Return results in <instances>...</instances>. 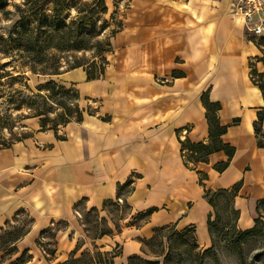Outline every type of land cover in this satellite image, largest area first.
I'll list each match as a JSON object with an SVG mask.
<instances>
[{
	"label": "crops",
	"instance_id": "0c3cea01",
	"mask_svg": "<svg viewBox=\"0 0 264 264\" xmlns=\"http://www.w3.org/2000/svg\"><path fill=\"white\" fill-rule=\"evenodd\" d=\"M233 1L129 0L103 74L57 75L77 93L82 118L56 131L28 118V137L0 147V231L27 226L11 255L0 251V264L21 255L26 264H61L90 248L126 262L166 226L207 248L214 211L204 190L235 185L236 228H253L264 199V148L253 124L264 98L249 66L263 72V53L232 14ZM203 95L219 104L221 139L235 149L221 173L214 166L227 161L223 152L183 163L181 141L209 143ZM107 202L126 213L116 230L89 238L81 217Z\"/></svg>",
	"mask_w": 264,
	"mask_h": 264
},
{
	"label": "rangeland",
	"instance_id": "374dc122",
	"mask_svg": "<svg viewBox=\"0 0 264 264\" xmlns=\"http://www.w3.org/2000/svg\"><path fill=\"white\" fill-rule=\"evenodd\" d=\"M26 2L0 0V147L28 135V118H45V128L77 120L75 93L67 86L68 89H62L57 75L75 67L86 66L94 72L103 68V58L122 27V14L129 0H65L59 3L61 8L53 4L44 6L40 0L36 18L23 13ZM19 13L27 18L25 23L35 27V41L27 47L28 51L22 52L10 50L14 43L7 40L21 18ZM56 13L51 31L52 20L44 18ZM7 51L9 54H3ZM6 62L11 63L3 67ZM31 68L44 71L45 75L34 74ZM48 81L53 82L41 91L36 90L37 85ZM260 82L264 87V77ZM262 129L264 135V118ZM214 200L217 216L211 225V244L207 248L197 246L190 232L179 235L168 228L145 241L137 258L119 263L114 257L117 253L90 248L77 254L73 264H264V229L263 235L243 234L236 229V215L228 200ZM119 204L107 206L98 214L83 215L85 234L90 238L116 230L126 213L125 206ZM5 245L6 241H0V248Z\"/></svg>",
	"mask_w": 264,
	"mask_h": 264
},
{
	"label": "trees",
	"instance_id": "16d2710c",
	"mask_svg": "<svg viewBox=\"0 0 264 264\" xmlns=\"http://www.w3.org/2000/svg\"><path fill=\"white\" fill-rule=\"evenodd\" d=\"M39 1L40 0H27V2L25 4H23V7H25V10L23 11V13H27L29 18H36L37 17V11L39 8ZM41 1H42V4L44 6H46L48 4H53V5H55L56 8H61L63 5L62 4L60 5L59 3H61V2L64 3L65 0H41ZM16 8L20 11L19 6H16ZM19 15L21 18L16 23V25L13 27L14 32L11 34V35H14V38H13V36L9 35L7 40L14 43V46H12L10 48V50L16 49L18 52H22V51H28L27 47L30 46L35 41V31H34L35 27H32L31 24L25 23V20L27 18L24 17L22 13H19ZM55 15H57V13L52 14L50 16H45V18H44L46 20L49 18L52 20V22L49 23V28H51L50 29L51 31H54L52 28L55 27L54 26L55 22H56ZM250 38L255 40L256 37L250 36ZM257 45L262 48V53H263L262 58H260L258 61H260L264 67V36H260L257 38ZM108 52H106V54ZM3 54H9V52L7 51V52H4ZM19 57H21V56H19ZM103 59L105 62L103 65V68L98 70L97 72L90 71V68H88L86 66L75 67L72 69L84 68L86 71L87 80L97 79L103 74L104 67L107 64L105 57ZM10 63L11 62H6L2 66L7 67ZM249 67H250V79H251L252 83L259 88V90L261 91L262 96L264 98V87L261 85V82H260V79L264 77V70H263V72L258 73L256 70L254 62L250 63ZM72 69H69V70H72ZM31 71L34 74L37 73V74L45 75L44 71H40V70H36V69H32V68H31ZM55 75H57V74H55ZM52 82L53 81H48V82L44 83L43 85H39V86L37 85L36 90L41 91V89L44 86L46 87L47 85H49ZM61 88L64 90L68 89V88H66V86H63V85H61ZM70 89L72 90V92L75 93L76 103H77V100H78L77 93L73 90L72 87H70ZM37 95H39V94H37ZM202 103H203V106L206 110V120H207V123L209 126V143L208 144H203V143L194 144V143L189 142L188 140L181 141L180 144H181V154H182V158H183V163L187 167L193 166L195 163H198V162H206L208 156L213 154V153L223 152L227 157V161L218 163L214 166L215 171H217L218 173H221L228 167L229 162L232 160V158L235 154V149L232 146H230L229 144L224 143L221 139V137L225 133L226 128L223 126H220L219 120H218L217 115H216L217 111L220 108L219 104L210 102L206 95L202 96ZM76 112L78 114V118L75 122H79L82 118V110L79 108L78 104H77V111ZM39 116H40V114L33 116V117H39ZM263 116H264V108H262L259 111L257 119L253 124L254 132L256 135V139H257V146L259 148H264V135H262L263 134L262 121L264 118ZM44 119L45 118H41V119L39 118L41 130L47 129L44 126V123H45ZM67 123H69V122H67ZM67 123H65V124H67ZM58 127H60V126H58ZM58 127L55 126V127L48 128V129H52V130L56 131ZM27 137H28V135H21L20 139H17L15 141H19V140L25 139ZM9 145H5L2 147H8ZM204 179H205V176L202 175L200 178L201 184H203ZM237 191H238V185L233 186L229 190H220L218 192H212V191L204 190V198L207 200V202L213 208V211H214V215H213L212 220H209V222H208L209 234H210L211 225L214 222L213 219H214V217L217 216L216 212H215L216 206H215L214 198H216V197L226 198L231 205V211L236 215V219H237V212L233 209V206H232V201H233V198H234L235 194L237 193ZM119 203L120 202H117V203L107 202L105 204V206L103 207V209H105L107 206H110V205L118 207V206H120ZM121 205L124 206L123 203H121ZM90 213L98 214L95 210H93L92 212H89L87 214H90ZM87 214H84V215H87ZM257 215H258V217L254 221L253 228L250 230H247V231H241L243 234H250V233L255 234L256 233L258 235H263L262 229H264V199H262L258 202ZM81 219H82V217H81ZM235 222H236V220H235ZM81 224H82V222H81ZM26 227L27 226L24 225L23 227H17V228H11L10 227V228H7V230H1L0 231V241H4V242L6 241L7 245H5L3 248H0V251H2V252L6 251V254H5L6 256L11 255L14 251V248L11 247V245L19 237H21L25 233ZM168 228H170V227L166 226L163 228L155 229L154 234L150 239L154 238L158 233H160L163 230L168 229ZM84 231L87 232L85 229H84ZM110 233H111V231L104 232V233L99 234L98 236H102V235H106V234H110ZM186 233H189V232H184L182 234L178 233V234L183 235ZM190 233L192 234V232H190ZM98 236H95V237H98ZM210 236H211V234H210ZM95 237H90V238H95ZM94 249H98V248H94ZM83 253H81V254H83ZM104 253H106V252H104ZM116 255L114 254V257H116ZM74 257H75V255L70 257L67 261H65L61 264H73V263H75L77 261V259H75ZM137 257L138 256H133V257L128 258V260L133 259V258H137ZM10 264H26L25 256L21 255L20 257L15 259Z\"/></svg>",
	"mask_w": 264,
	"mask_h": 264
},
{
	"label": "built area",
	"instance_id": "2783aa9c",
	"mask_svg": "<svg viewBox=\"0 0 264 264\" xmlns=\"http://www.w3.org/2000/svg\"><path fill=\"white\" fill-rule=\"evenodd\" d=\"M232 14L242 19L247 34L264 36V0H234Z\"/></svg>",
	"mask_w": 264,
	"mask_h": 264
}]
</instances>
